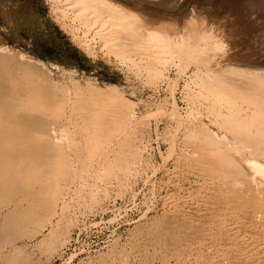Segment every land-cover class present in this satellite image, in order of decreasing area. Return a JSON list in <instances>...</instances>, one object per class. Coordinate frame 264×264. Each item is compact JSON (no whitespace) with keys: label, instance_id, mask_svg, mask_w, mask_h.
Returning <instances> with one entry per match:
<instances>
[{"label":"bare ground","instance_id":"obj_1","mask_svg":"<svg viewBox=\"0 0 264 264\" xmlns=\"http://www.w3.org/2000/svg\"><path fill=\"white\" fill-rule=\"evenodd\" d=\"M53 1L57 11L66 16L70 10L83 27L84 43L91 32L145 83L156 89L164 83L173 93L177 81L183 82L181 97L188 108L183 114L172 98L169 115L179 126L189 125L183 144L191 146L196 161H186L209 178L201 185L219 195L222 208L215 210L216 223H209L218 233L209 241L217 242L207 249L205 241L193 243L185 231L173 238L160 234L159 254L144 255L142 264H259L257 248L264 250V0ZM171 68L175 79L169 77ZM130 106L119 94L107 98L90 85L63 86L34 60L0 49V264L22 263L27 254L19 241H31L44 230L48 234L34 247L56 250L70 226L63 215L71 192L66 183L78 171L74 164L107 165L110 141L120 132L128 135L133 124ZM78 120L88 125V162L78 158L75 144L57 137ZM125 140L118 141V149ZM231 236L236 241L231 247L255 246L233 260L236 251L225 246ZM216 254L224 260L213 261ZM125 258L117 264H130Z\"/></svg>","mask_w":264,"mask_h":264},{"label":"rangeland","instance_id":"obj_2","mask_svg":"<svg viewBox=\"0 0 264 264\" xmlns=\"http://www.w3.org/2000/svg\"><path fill=\"white\" fill-rule=\"evenodd\" d=\"M65 12L66 16L57 11L53 0H0V49L34 60L63 86L90 85L105 91L107 98L119 94L130 102L134 121L128 135L116 129L120 132L119 139L113 138L108 145L113 146V152L110 149L104 152L108 153L107 165L93 163L81 168L80 164H74L78 171L73 174V182L66 183L71 187L68 211L63 215L70 222L67 233L55 251H45L46 246L40 247L42 244L34 247L48 234L47 230L31 241L22 239L19 243L27 255L21 257L20 264H117L121 256L130 264H142L144 255L159 254L158 235L173 238L180 230L189 234L191 242L205 241V247L213 249L217 241L209 239L218 233L210 230L209 223H216L215 210L222 208L217 202L219 195H212L201 185L209 178L195 168L196 164H191L196 156L190 154L191 146L183 138L189 125L179 126L178 120L169 115L172 98L182 113L188 108L181 97L183 82L177 81L173 93L164 83L159 89L145 83L142 74L137 75L131 64L106 52L104 44L93 39L91 32L84 43L83 27L73 21L70 10ZM175 12L177 16L183 14ZM236 57L240 59L239 54ZM175 72L170 69L171 79L177 77ZM75 122L70 123L67 134L57 137L64 143L75 144L77 148L73 149H78V158L88 162L89 130L85 131L88 125L85 123L83 127L80 120ZM124 139L127 142L118 149V143ZM191 158L193 161L188 163L186 160ZM188 164L194 166V171ZM175 206L180 211L176 212ZM232 237L225 239V246L236 251L233 260L255 246V242H247L244 246L239 244V248L231 247L236 242ZM257 250L261 253L259 264H264V250ZM214 256L217 259L214 257L213 261L224 260L221 254ZM189 260L194 261L191 257ZM248 263L235 260V264Z\"/></svg>","mask_w":264,"mask_h":264}]
</instances>
